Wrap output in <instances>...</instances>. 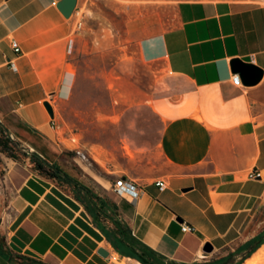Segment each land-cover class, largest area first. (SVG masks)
<instances>
[{
    "label": "crops",
    "instance_id": "obj_1",
    "mask_svg": "<svg viewBox=\"0 0 264 264\" xmlns=\"http://www.w3.org/2000/svg\"><path fill=\"white\" fill-rule=\"evenodd\" d=\"M62 1L0 0V132L25 153L17 161L0 152V264H142L107 240L103 230L115 234L111 219L164 264H264V243L252 253L254 244L248 245L264 210V3L119 4L140 10L139 20L149 24L137 42L148 82L121 78L115 89L125 105L146 106L160 119L158 147L167 166L153 177L126 175L142 189L133 200L115 193L114 180L97 187L66 165L57 104L73 89L71 55L88 0H72L69 16L59 8ZM234 61L257 67V81L244 82ZM234 74L242 86L233 84ZM51 100L53 117L44 106ZM32 154L56 164L91 195L38 174ZM253 171L262 177L251 178ZM158 180L166 181L165 190ZM182 224L194 230L183 232Z\"/></svg>",
    "mask_w": 264,
    "mask_h": 264
},
{
    "label": "rangeland",
    "instance_id": "obj_2",
    "mask_svg": "<svg viewBox=\"0 0 264 264\" xmlns=\"http://www.w3.org/2000/svg\"><path fill=\"white\" fill-rule=\"evenodd\" d=\"M119 4L123 0H88L80 10L77 49L71 55L75 81L70 97L57 104L61 133L66 135L65 139L60 134L59 139L72 152L65 151L66 165L83 182L97 187L120 174L153 177L167 171L158 147L162 122L146 106L125 105L115 89L121 78L141 85L148 82V68L139 59L137 42L149 32V24L139 20L140 10H125ZM11 154L17 161L25 157L17 148ZM112 166L121 173H111L108 167ZM3 173L0 167V177ZM259 221L260 233L264 210Z\"/></svg>",
    "mask_w": 264,
    "mask_h": 264
},
{
    "label": "trees",
    "instance_id": "obj_3",
    "mask_svg": "<svg viewBox=\"0 0 264 264\" xmlns=\"http://www.w3.org/2000/svg\"><path fill=\"white\" fill-rule=\"evenodd\" d=\"M17 147L12 141L6 137V135L1 131L0 134V152L6 153L9 157L15 158L11 153ZM66 153L71 154V151L65 150ZM30 160L32 163V168L40 175H45L49 178L53 179H62L66 182L72 183L77 190H83L86 195H91L90 192L81 184L76 182L73 178H71L68 174H66L62 169H60L56 164L50 165L45 161L41 160L36 154H32L30 156ZM90 200L93 203L94 207H97L100 211L103 210L104 205L102 201L96 197L91 196ZM88 209V205H86ZM113 225L115 226V230L113 233L114 237L111 233L103 230L107 240L112 244L114 249L122 254L127 255L132 258L139 260L142 264H164L163 258L157 254L155 251L145 246L143 243L139 242L131 235L128 234L127 231L123 230L120 226V223L116 220L111 219ZM264 243V231L257 234L252 241L248 244H254V247L251 251H255L260 245Z\"/></svg>",
    "mask_w": 264,
    "mask_h": 264
},
{
    "label": "built area",
    "instance_id": "obj_4",
    "mask_svg": "<svg viewBox=\"0 0 264 264\" xmlns=\"http://www.w3.org/2000/svg\"><path fill=\"white\" fill-rule=\"evenodd\" d=\"M11 45L15 53H20V47L16 40L13 39ZM232 81L235 86H242L241 78L238 74L233 75ZM49 103L52 106V104H56V101L51 100L49 101ZM250 177L251 178L262 177V174L261 172L253 171ZM155 185L160 191H163L167 188V184L165 180H158L155 182ZM113 190L120 197L127 196L132 198L133 200H136L139 197L140 193L142 192V189L140 188L138 182L126 175H120L114 180ZM181 229L183 232H187V233L192 232L194 230L193 227L188 224H182Z\"/></svg>",
    "mask_w": 264,
    "mask_h": 264
},
{
    "label": "water",
    "instance_id": "obj_5",
    "mask_svg": "<svg viewBox=\"0 0 264 264\" xmlns=\"http://www.w3.org/2000/svg\"><path fill=\"white\" fill-rule=\"evenodd\" d=\"M59 8L62 10V12L66 16H69L70 11L72 9V0H63L59 4ZM233 68H234L235 71H237L241 75L243 81L246 82V83H254L258 79L259 70L255 66H248V65H245L241 61H234ZM44 106L47 109V111L49 112V114L53 117V107L51 106V104L48 101H46L44 103ZM187 190L188 189H185L184 191H187ZM0 211H2V210H0ZM204 250L206 252H211L212 251V246L210 244H207L205 246ZM99 253L102 254V255H106L107 254L103 250L99 251Z\"/></svg>",
    "mask_w": 264,
    "mask_h": 264
},
{
    "label": "bare ground",
    "instance_id": "obj_6",
    "mask_svg": "<svg viewBox=\"0 0 264 264\" xmlns=\"http://www.w3.org/2000/svg\"><path fill=\"white\" fill-rule=\"evenodd\" d=\"M61 126H62V124H61ZM73 143H75V140H74V139L71 140V144H73ZM69 146L71 147V145H69ZM126 150H127V153H128L129 155H131V152H130L128 149H126ZM83 158H84V157H83ZM93 158H94L95 161L99 162V159L97 158V156L93 155Z\"/></svg>",
    "mask_w": 264,
    "mask_h": 264
}]
</instances>
